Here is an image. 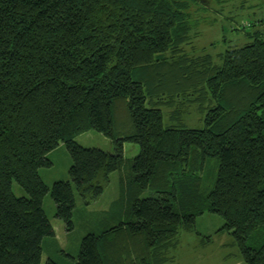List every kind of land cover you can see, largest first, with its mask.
<instances>
[{
	"label": "trees",
	"instance_id": "trees-1",
	"mask_svg": "<svg viewBox=\"0 0 264 264\" xmlns=\"http://www.w3.org/2000/svg\"><path fill=\"white\" fill-rule=\"evenodd\" d=\"M203 1L0 0V264H41L55 236L48 192L73 229L70 181L49 187L39 173L61 144L85 203L121 174L113 206L124 215L87 233L73 264H165L204 212L223 218L217 232L232 236L245 264H264V38L255 32L221 64L191 55L190 7ZM187 105L203 128L185 125ZM89 129L111 138L113 152L75 140ZM125 142L138 144L136 156L125 158Z\"/></svg>",
	"mask_w": 264,
	"mask_h": 264
},
{
	"label": "rangeland",
	"instance_id": "rangeland-1",
	"mask_svg": "<svg viewBox=\"0 0 264 264\" xmlns=\"http://www.w3.org/2000/svg\"><path fill=\"white\" fill-rule=\"evenodd\" d=\"M190 12L197 25L191 33L190 42L184 48L191 55L209 54L216 64H221L220 54L227 49L252 42L255 32H261L264 38V0H229L221 4L216 0H204L201 4L192 5ZM162 109L165 124L168 125L172 109ZM183 112V122L188 128L204 127V115L198 111L197 105L184 106ZM75 140L85 147L108 152L114 150L111 138L93 129L77 135ZM138 152V144L124 143L125 158L130 159ZM48 157L52 160V165L40 168V176L49 187L57 180L70 181L75 197L74 227L68 230L63 220L55 215L56 204L48 192L43 200V207L56 235L44 239L42 264H49V259L57 264H73L82 238L87 233H101L105 228L116 225L124 215V209L118 204L113 206L119 197L121 174L117 170L111 172L103 193L85 203L69 174L72 159L65 144L51 151ZM206 166L209 171L206 186L212 188L218 160L208 159ZM12 187L17 196L27 195L17 182H13ZM150 194L152 190H146L142 196ZM223 223V218L218 214L204 212L199 215L192 231L180 232L179 243L169 251L171 260L165 264H245L232 236L228 232H217Z\"/></svg>",
	"mask_w": 264,
	"mask_h": 264
},
{
	"label": "crops",
	"instance_id": "crops-1",
	"mask_svg": "<svg viewBox=\"0 0 264 264\" xmlns=\"http://www.w3.org/2000/svg\"><path fill=\"white\" fill-rule=\"evenodd\" d=\"M56 235V234H55ZM74 259H76V258H74ZM41 264H42V262H41Z\"/></svg>",
	"mask_w": 264,
	"mask_h": 264
}]
</instances>
